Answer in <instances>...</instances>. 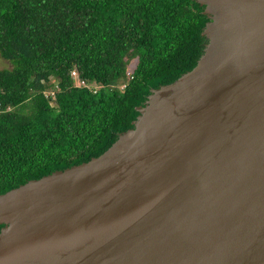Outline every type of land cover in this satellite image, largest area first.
Masks as SVG:
<instances>
[{"label": "water", "instance_id": "1", "mask_svg": "<svg viewBox=\"0 0 264 264\" xmlns=\"http://www.w3.org/2000/svg\"><path fill=\"white\" fill-rule=\"evenodd\" d=\"M195 1L209 21L191 71L151 90L133 128L100 156L0 195V264H110L113 255L163 254L168 241L160 239L188 241L198 232L189 225L241 159L264 157V0ZM252 183L264 195V176ZM252 203L260 216L264 198ZM229 243L208 240L193 255L208 244L222 261L236 247L244 260L253 254V245Z\"/></svg>", "mask_w": 264, "mask_h": 264}, {"label": "trees", "instance_id": "2", "mask_svg": "<svg viewBox=\"0 0 264 264\" xmlns=\"http://www.w3.org/2000/svg\"><path fill=\"white\" fill-rule=\"evenodd\" d=\"M208 21L195 0H0V195L109 149L196 66Z\"/></svg>", "mask_w": 264, "mask_h": 264}, {"label": "bare ground", "instance_id": "3", "mask_svg": "<svg viewBox=\"0 0 264 264\" xmlns=\"http://www.w3.org/2000/svg\"><path fill=\"white\" fill-rule=\"evenodd\" d=\"M260 158L261 160H259ZM241 159L240 168L236 173L226 174L223 189L210 194L208 205L189 225L198 229L196 234H192L188 241L180 238L160 239V243L168 241L166 252L158 254L155 248L150 252L133 255H113L110 264H180L185 258V264H264V210L260 216L253 208L252 199L264 198L260 185L249 184V181H260L264 176L263 158ZM253 167L254 174L247 173ZM250 185V187H249ZM239 202L234 209H227L229 201ZM263 221H261V219ZM259 233L261 240L250 242L251 236ZM251 235V236H250ZM248 238V242H246ZM217 241L222 248L228 249L231 242H242L253 245V254L242 255L240 247H236L227 259H219L212 249L199 251V256L193 255L200 243ZM204 252V253H200ZM207 252V253H206Z\"/></svg>", "mask_w": 264, "mask_h": 264}, {"label": "rangeland", "instance_id": "4", "mask_svg": "<svg viewBox=\"0 0 264 264\" xmlns=\"http://www.w3.org/2000/svg\"><path fill=\"white\" fill-rule=\"evenodd\" d=\"M137 61L136 60H131L128 62V70H133L136 67ZM12 68V64L4 59H2L0 57V70H7V69H11ZM120 89L123 88V86H119Z\"/></svg>", "mask_w": 264, "mask_h": 264}, {"label": "built area", "instance_id": "5", "mask_svg": "<svg viewBox=\"0 0 264 264\" xmlns=\"http://www.w3.org/2000/svg\"><path fill=\"white\" fill-rule=\"evenodd\" d=\"M72 77H73L75 80H77L78 85H80V86H85V82H84V81H81V80L78 79V76H77L76 72H72Z\"/></svg>", "mask_w": 264, "mask_h": 264}]
</instances>
